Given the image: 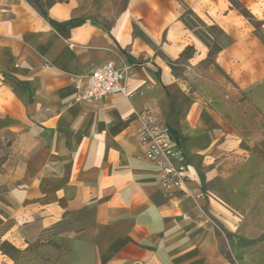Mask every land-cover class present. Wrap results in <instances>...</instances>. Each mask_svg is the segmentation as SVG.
<instances>
[{
	"label": "crops",
	"instance_id": "1",
	"mask_svg": "<svg viewBox=\"0 0 264 264\" xmlns=\"http://www.w3.org/2000/svg\"><path fill=\"white\" fill-rule=\"evenodd\" d=\"M208 18L230 44L204 69L208 47L172 0H0V140L23 161L4 239L26 246L67 224L75 264H264L250 190H230L241 205L223 194L249 150L264 156V47L224 0ZM107 62L127 68L129 97L76 103L75 84ZM143 111L185 153L192 196L161 190Z\"/></svg>",
	"mask_w": 264,
	"mask_h": 264
},
{
	"label": "rangeland",
	"instance_id": "2",
	"mask_svg": "<svg viewBox=\"0 0 264 264\" xmlns=\"http://www.w3.org/2000/svg\"><path fill=\"white\" fill-rule=\"evenodd\" d=\"M180 13V18L187 26L188 30L195 34L196 38L201 40L208 47V57L202 63L205 69L214 63V58H209L210 47L216 53L217 47L222 49L230 44L226 31L220 26L209 22L210 7L214 6V0H172ZM229 8L245 21L247 26L248 43H258L255 47L263 49L264 47V0H224ZM255 49V48H254ZM194 54L193 47L188 48L184 56L188 57ZM177 64V63H176ZM237 67V65H236ZM176 74H181L180 66H176ZM202 69V70H204ZM252 88L246 92V99L251 103L254 100V90ZM253 99V100H252ZM244 110V109H243ZM244 113L247 114L246 110ZM264 115V114H263ZM253 126V122H250ZM15 141L11 139L0 140V216L12 215L15 209V202L10 195V190L19 183V167L23 164L18 159V145L12 144ZM252 153V159L245 175L236 177L231 184L224 186L223 194L229 195L237 205H241L237 198H234L230 190L246 186L251 198V207L248 210L252 215L253 211L260 212L264 217V156L256 149L249 150ZM257 189V190H255ZM260 199L258 200V198ZM256 214V215H257ZM1 224V220H0ZM69 225L64 224L52 230L44 232L43 237L37 241L28 243V245L17 246L9 240L2 237L0 230V264H75L76 256L73 246L65 239L61 238L60 232L66 230ZM16 241V240H14ZM8 242L14 245L19 251L10 249L9 254L2 251V244Z\"/></svg>",
	"mask_w": 264,
	"mask_h": 264
},
{
	"label": "built area",
	"instance_id": "3",
	"mask_svg": "<svg viewBox=\"0 0 264 264\" xmlns=\"http://www.w3.org/2000/svg\"><path fill=\"white\" fill-rule=\"evenodd\" d=\"M127 79L126 67L119 69L114 62H107L75 84L77 95L74 101L92 104L118 95L129 97ZM138 117L139 140L145 149V157L159 169V185L163 193L173 195L184 192L191 195L187 187V158L183 150L176 147L169 129L149 111L139 113Z\"/></svg>",
	"mask_w": 264,
	"mask_h": 264
},
{
	"label": "trees",
	"instance_id": "4",
	"mask_svg": "<svg viewBox=\"0 0 264 264\" xmlns=\"http://www.w3.org/2000/svg\"><path fill=\"white\" fill-rule=\"evenodd\" d=\"M187 50H188V49H186L185 52H187ZM221 50H222V47H221V46L217 47V49H216V53L214 54L213 49L210 47L209 58H214V56L217 55ZM10 249H13V250H15V251H19L18 248H16L14 245H12V244H10V243H8V242H4V243L2 244V251H3V253H5V254H9V252H10L9 250H10Z\"/></svg>",
	"mask_w": 264,
	"mask_h": 264
}]
</instances>
